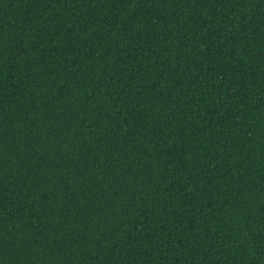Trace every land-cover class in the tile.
<instances>
[{
  "label": "trees",
  "instance_id": "16d2710c",
  "mask_svg": "<svg viewBox=\"0 0 264 264\" xmlns=\"http://www.w3.org/2000/svg\"><path fill=\"white\" fill-rule=\"evenodd\" d=\"M0 264H264V0H0Z\"/></svg>",
  "mask_w": 264,
  "mask_h": 264
}]
</instances>
